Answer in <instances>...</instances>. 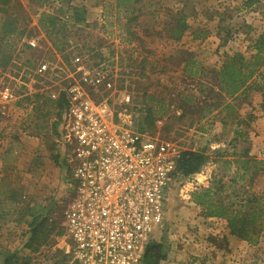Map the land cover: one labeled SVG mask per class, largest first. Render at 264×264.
<instances>
[{"label": "rangeland", "instance_id": "rangeland-1", "mask_svg": "<svg viewBox=\"0 0 264 264\" xmlns=\"http://www.w3.org/2000/svg\"><path fill=\"white\" fill-rule=\"evenodd\" d=\"M245 1L131 0L128 9L126 5L118 9L115 0H93L94 16L70 27L63 15L67 6L55 0H0V91L10 93L13 106L7 116L0 115V202H11L0 211L13 213L0 229V264L11 253L18 263L72 264L63 254L62 235H56L62 231L69 192L67 164L54 128L58 113L47 95L53 82L36 74V65L50 61L69 67L75 55L104 66L113 89L103 96L115 109L124 95L130 97L135 128L151 107L159 113L146 133L174 143L181 152L208 155L201 170L209 175L206 186L193 188L189 196L181 192L180 181L172 187L167 216L151 240L164 246L166 260L160 264H264V231L257 243L238 240L230 235L226 221L205 218L191 199L192 193L215 186L223 187L218 197L227 203L246 193L264 195L261 173L243 170L244 152L254 148L264 152L263 113L252 106L255 96L231 101L220 94L216 77L226 56L241 54L249 60L254 40L264 31V6L246 7ZM70 3L80 5V0ZM181 10L188 33L206 30L204 39H186L181 44L168 40L167 25ZM41 12L67 22L62 52L54 50L38 28ZM133 16L147 21L145 41L132 36ZM13 26L17 30L11 34ZM28 60L34 64L29 66ZM191 70L197 74L190 75ZM214 143L221 145L210 149ZM29 201L35 205L28 214ZM38 213L53 233L46 245L27 249L23 232Z\"/></svg>", "mask_w": 264, "mask_h": 264}, {"label": "built area", "instance_id": "built-area-1", "mask_svg": "<svg viewBox=\"0 0 264 264\" xmlns=\"http://www.w3.org/2000/svg\"><path fill=\"white\" fill-rule=\"evenodd\" d=\"M69 63L36 65V74L53 82L49 100H64L56 140L67 164L69 192L63 254L72 264H143L176 181L189 196L208 184L209 175L201 171L179 178L180 149L135 128L129 96L117 109L103 96L113 89L104 66L80 55ZM12 107L10 93L0 91V115Z\"/></svg>", "mask_w": 264, "mask_h": 264}, {"label": "trees", "instance_id": "trees-1", "mask_svg": "<svg viewBox=\"0 0 264 264\" xmlns=\"http://www.w3.org/2000/svg\"><path fill=\"white\" fill-rule=\"evenodd\" d=\"M55 1L58 5L67 6L66 11L63 12L61 9L59 10L63 12L67 20H70L68 21L70 27L80 26L85 23L86 11L84 7L71 5V0ZM130 1L131 0H115L116 7L119 9L121 5H126L124 8L128 9ZM258 1L259 0H246V7H251ZM7 2L8 0H4V3ZM176 17L177 19L172 18V24L167 25L169 37L173 41H179L189 29V25L186 23V15H183L182 10L178 11ZM136 20L137 17L133 16L132 22ZM66 24L67 22H62L57 16L49 12H41L37 19L38 28L44 34V37L50 43L51 47L59 52H62L61 47L66 41V38L63 36V31L66 26H68ZM16 30L17 29L13 26L8 32L14 34ZM193 34L194 38L205 37L204 30L193 32ZM251 47L253 55L249 60H246L241 54L225 57L221 68L216 72L218 89L219 93L224 94L225 97L234 98L238 93L244 94L247 90L256 89L255 83L253 82L259 77L262 83L258 90L262 93L264 103V31L258 35ZM30 64L34 63L28 60V65L30 66ZM189 72L191 73L190 75L193 76L197 74V70H191ZM251 85H253L252 88ZM224 96L222 97L223 99L225 98ZM49 101L58 113L54 125L57 135L60 116L64 107V100L60 98L55 102ZM219 104L220 103H218V105ZM157 113L159 112L154 111L151 107L146 109L142 121L139 125H136V129L142 133L151 131L154 127ZM181 116H183V113H181ZM245 157L246 160L243 162V170L246 174H249L250 170L254 173L264 174V159L258 160L248 157L247 155H245ZM208 159V155L203 151H182L177 160L176 173L179 178H187L198 174L206 165ZM222 189V186L202 189L192 193L191 199L193 203L203 209L205 218H216L226 221L231 236L249 244L257 243L264 231V195L246 193L240 200L227 203L218 197ZM31 218V221L28 223L29 237L24 247L27 249H39V247L47 244L48 238L53 233V228L48 227L47 219H44L39 213ZM62 234L63 231L56 233L57 236ZM161 244L162 243L151 242L147 246L142 260L143 264H160L166 260L164 246ZM3 264H28V260L18 263L17 255L11 253L5 257Z\"/></svg>", "mask_w": 264, "mask_h": 264}, {"label": "crops", "instance_id": "crops-1", "mask_svg": "<svg viewBox=\"0 0 264 264\" xmlns=\"http://www.w3.org/2000/svg\"><path fill=\"white\" fill-rule=\"evenodd\" d=\"M74 1H76V0H74ZM91 1H93V0H80V5H75V6L84 7V9L86 11L85 23L88 22V19L91 16H94V15H92V14H94L92 12H94V10L96 9V7H95L96 4L91 3ZM77 4H79V3H77ZM255 5H262V6H264V0H259L257 3L253 4V6H255ZM260 8H262V7H260ZM171 12H173V11H171ZM142 18H138V20H136L134 22V25L132 26V33H133L132 35H134L138 41L139 40L140 41H145L146 40V37H147V35L144 34V29H148V27H147L148 24L146 23L147 21H143ZM140 19H142V20L140 21ZM218 22L220 23V19L218 20ZM153 23H154V21H151V25L152 26H153ZM157 25H158V23H157ZM188 30H187V32L184 33V35L182 36V38L179 41H173V40H171L170 37H169V35H168L167 38H168L169 41H172L173 43H176V44H181V43L185 42L184 40H186V39L187 40H193L194 39V34H193V32H189L188 33ZM205 32H206V30H205ZM202 39H204V37ZM224 54H226V53H223V55ZM253 83H255L256 89L247 90L244 94L240 93L237 96H235L234 98H231L230 100L232 101V100L239 99L241 97H246V96H251V95L252 96H255L256 98L254 97V100L255 101L253 102V105L252 106L255 107V108H257V109H259V110H261L262 113H263L261 115L264 116V110H263V107L261 106V104L263 103V97H262V93L258 90V88H259V86L261 85L262 82L259 81V80H257V81L255 80ZM252 86L253 85H251V88H252ZM243 100L244 99H241L240 101L243 102ZM227 106H229V105L227 104ZM223 109H227V107L224 106ZM255 115L259 117V114H255ZM220 145H221V143H214V145H212L210 147V149H213V148L214 149L215 148L218 149L220 147ZM262 150L263 149H261V148H254L253 151H251V152L246 151V152L243 153V155H247L248 157L256 158L258 160H263V158L261 156ZM261 175H262L261 177L264 178V174H261ZM10 203L11 202L8 199H6V200L1 199L0 207L4 208L5 206L9 205ZM26 205H27V207H26V213L29 214L31 212V210H34V207H32V206L35 205V203L33 201L32 202L29 201L28 203H26ZM31 207H32V209H31ZM27 208H29V209H27ZM4 212H7V211L4 210ZM7 214H5L2 211H0V221H2V223L0 224V229H1V227L4 226V222L5 223L7 222V220H4V219H10L13 213H11V215H7ZM31 214H33V213H31ZM27 230H28V226L26 225V231L23 232V234L25 235L24 236V239H23L24 241H22L23 244H25V242L28 240V237H29V233H28L29 231H27ZM0 257H1V255H0Z\"/></svg>", "mask_w": 264, "mask_h": 264}]
</instances>
